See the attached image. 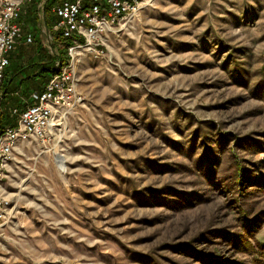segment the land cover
<instances>
[{"label":"rangeland","instance_id":"rangeland-1","mask_svg":"<svg viewBox=\"0 0 264 264\" xmlns=\"http://www.w3.org/2000/svg\"><path fill=\"white\" fill-rule=\"evenodd\" d=\"M72 54L80 102L5 171L0 264H264V0H149Z\"/></svg>","mask_w":264,"mask_h":264},{"label":"built area","instance_id":"built-area-1","mask_svg":"<svg viewBox=\"0 0 264 264\" xmlns=\"http://www.w3.org/2000/svg\"><path fill=\"white\" fill-rule=\"evenodd\" d=\"M149 0H62L53 5L51 11L59 19L53 24V31L60 32L64 39L72 41L68 46L69 56L80 47L97 48L102 44L103 35L128 15L136 12ZM28 3L45 14L49 0H0V92L5 82L6 69L11 63V53L22 39L33 42V36L25 33L20 22L24 7ZM48 39H53L46 32ZM56 71L51 73L44 88L32 94V104L24 109L11 110L17 119L14 126H6L0 134V188L5 181L6 170L17 142L21 138L34 136L46 141L50 129L56 125L61 109L70 108L80 102L76 91V74L70 64L55 61ZM9 204L7 197L0 193V217Z\"/></svg>","mask_w":264,"mask_h":264},{"label":"crops","instance_id":"crops-1","mask_svg":"<svg viewBox=\"0 0 264 264\" xmlns=\"http://www.w3.org/2000/svg\"><path fill=\"white\" fill-rule=\"evenodd\" d=\"M28 7L34 9L35 12H37V16L28 12ZM28 7L23 10V16L20 20L25 29V33L34 35V37H38L39 35L41 38L45 35L47 41H49L45 44L43 38L41 41L35 39V42L37 43L34 45L33 49H30L32 51H27V49H25L27 46L23 48V45H29L25 43V39L18 42L11 53V63L7 68L9 72H14L18 66H27L29 62L46 59V52L48 50L49 53H53V39H48L46 33L48 30L45 22V14H42L36 7H30V5H28ZM43 86H45V80L39 74L38 69L36 67H26L14 77L13 82L5 90V93L3 92L0 100L3 99V101H7L8 99H11L13 101L12 103H9V110H12L15 107L19 108L23 105L28 106L33 102V92L42 90L44 88ZM25 97H29L30 103L26 101ZM25 102H27V104H25Z\"/></svg>","mask_w":264,"mask_h":264},{"label":"trees","instance_id":"trees-1","mask_svg":"<svg viewBox=\"0 0 264 264\" xmlns=\"http://www.w3.org/2000/svg\"><path fill=\"white\" fill-rule=\"evenodd\" d=\"M28 5H30V7H36L35 4L28 3L25 5L24 9L26 7H28ZM27 11L31 12L32 15L37 16V12H35L34 9L28 7ZM22 16H23V14L21 15V17ZM20 20H21V18H20ZM56 21L57 20L55 19V15L51 11V8H49V6L47 5L46 11H45V22H46L47 30L51 34H53L54 39L52 42V46H54L56 49L57 45L64 44V47L58 48L57 51H54L55 49H53V53H49V50H48L46 52V59H43L42 61H36V62L32 61V62H29L27 64V66H20V67L18 66V68H16V70H14V72L7 71L5 73V82H4V85L2 87V91L4 93H5V90L13 82L14 77L19 72L24 70L26 67H28V68L36 67L39 71V74L44 78L45 84H46V82L49 80L51 73L56 71L55 61L57 59H60L63 64L68 63V61L70 59V56L68 54V46H70L72 44V41L68 40V39H64L60 32L53 31V24ZM10 59H12L11 56H10ZM12 102L13 101L11 99H8L7 101H3V99L0 100V134L3 132V130L6 126H14L17 124L16 117L12 115L11 109L9 110V108H8L9 103H12ZM25 107H26V105H23L19 108L24 109ZM259 249H260V253H262L263 258H264V243H260Z\"/></svg>","mask_w":264,"mask_h":264},{"label":"bare ground","instance_id":"bare-ground-1","mask_svg":"<svg viewBox=\"0 0 264 264\" xmlns=\"http://www.w3.org/2000/svg\"><path fill=\"white\" fill-rule=\"evenodd\" d=\"M62 161V160H61Z\"/></svg>","mask_w":264,"mask_h":264}]
</instances>
